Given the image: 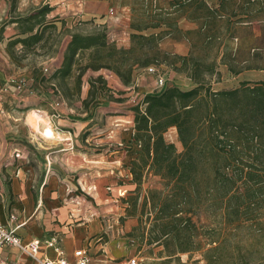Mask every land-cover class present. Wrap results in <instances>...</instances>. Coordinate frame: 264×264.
<instances>
[{
  "label": "rangeland",
  "instance_id": "rangeland-1",
  "mask_svg": "<svg viewBox=\"0 0 264 264\" xmlns=\"http://www.w3.org/2000/svg\"><path fill=\"white\" fill-rule=\"evenodd\" d=\"M117 1L121 3L128 0ZM207 2L214 4L216 0ZM130 4L135 8L133 13L136 17H146L148 13H153L152 9L157 11L155 5L168 7L167 0H130ZM41 5H48V10L54 7L63 8L57 13L48 10L45 12V26L41 28L37 42L30 41L26 45L15 42V39L30 35L24 26H19L15 33L18 36L8 41H5V33L0 30V53L3 54L0 57V86H8L10 83L7 79L11 76L23 78L36 92L33 94L36 96L33 104L43 106L49 100L62 99L63 103L56 107L59 116L78 119L82 123L78 130L80 133H91L101 138H104L103 134L110 133L117 139L108 142L103 139L91 140V146L97 149L96 154H82L74 161L67 162V159L61 157L50 158L51 168L48 167V171L45 167L46 157L39 144L30 140V129L26 123L22 122L18 126L10 123L2 127L4 134L0 145L7 148L0 154L1 188L8 199L10 210H16L18 217L25 221L17 230L22 238L57 233L61 237L62 245L74 238L76 242L73 245L64 244L65 249L70 251L71 246L73 249L79 244L86 245L92 264H111L132 255L139 259V264H264V225L262 229L234 227L218 218L210 219L199 214L192 217L196 227L189 230L193 234L187 244H180L181 239L173 237L171 233H159L161 225L166 222L173 225L175 221H172L163 205L152 207L149 202L144 205L143 200L149 188L162 187V179L144 169L141 186L136 192V184L133 183L129 171L130 160L135 157L138 149L132 140L134 116L131 108L141 102L145 93L155 90L153 77L148 76L145 67L135 66L133 69L132 74L135 75L146 73L149 88L145 92L146 90H140L132 81L126 84L130 89L123 88L117 82L118 76L108 68H87L77 87L74 76L80 67L88 63L87 52H80L75 56L76 61L71 67L70 76L54 75L57 55L59 54L62 61L70 31L86 33L99 26L105 29L107 40L117 47H128L131 42L129 38V44H124V39L115 37V28L123 34L120 25L107 26L105 22L95 21L93 16L79 18L72 24L71 7L76 6L73 0H13V5L11 0H0V7H6V15L3 19L0 18V22L8 23L13 20L26 23L25 18L31 15V21L35 23L41 19L37 15ZM232 8L236 15L243 14V7L237 4L235 7H226L224 11L228 12ZM251 9V14L256 18L251 24L254 36L242 25H234L230 32L221 29L217 47L212 45L195 49L199 57H216L219 73L207 75L214 91L238 87L243 79H264V70H250L238 76L220 70L223 66L220 56L223 53L237 58L258 53L264 58V0H255ZM228 18L232 20L235 16L225 13L219 19L225 21ZM179 24L183 28H189L180 22ZM38 29L40 27L35 25L32 33ZM250 45L259 48L253 51L249 49ZM159 47L176 52L170 36L162 37ZM188 50L189 47L186 53ZM157 65L166 78L165 85L175 84L183 89L194 86L184 72H176L165 63ZM108 71L115 75L110 77ZM89 89L94 98L84 103L82 100L88 97ZM126 92L129 94L121 95ZM82 95L85 97L82 98ZM33 104L27 103V106ZM47 107L50 111V107ZM26 115V121L32 127L31 131L42 137L40 130L48 125L43 117L44 113L30 109ZM51 128L55 135L56 131L60 132L56 127ZM164 137L174 142L177 151L182 149L175 127H169ZM45 141L48 144L55 142L51 139ZM12 146L18 150L9 153ZM108 148L114 152L110 154L105 150ZM68 163L75 164L70 168ZM47 175H52L59 184L56 185L54 180L45 183ZM72 177L75 181L82 182L68 186L67 179L71 180ZM25 192L32 201L26 202ZM29 215L31 217L27 220ZM184 245L186 250H180ZM21 260L22 264H31L27 258ZM210 260L214 261L210 263Z\"/></svg>",
  "mask_w": 264,
  "mask_h": 264
},
{
  "label": "trees",
  "instance_id": "trees-1",
  "mask_svg": "<svg viewBox=\"0 0 264 264\" xmlns=\"http://www.w3.org/2000/svg\"><path fill=\"white\" fill-rule=\"evenodd\" d=\"M254 1L216 0L209 4L207 0H167L168 7L155 5L157 11L152 9L153 13L146 17H136L130 4L129 26L133 32L129 34L128 47L109 42L103 27L96 26L86 33L70 31L61 64L54 72L61 77L70 76L75 56L87 52L88 63L74 76L77 87L87 68H108L126 85L132 81L135 66L157 63L170 65L192 80L194 86L188 89L169 84L147 92L131 108L132 140L138 146L129 168L136 184L134 190L138 192L141 186L144 169L162 179L160 189H148L143 204L165 207L175 222L161 225L159 233H171L181 239L180 244H187L192 237L189 230L196 227L194 215L218 218L234 227L262 229L264 225V79H243L238 87L214 91L207 75L219 73L216 57L208 59L195 53L202 46L217 47L222 28L230 32L234 25H242L254 36ZM235 4L243 7V14L236 15L233 8L224 11ZM47 10L48 5L39 7L37 15L41 19L35 23L31 21L33 16L28 15L25 21L30 35L15 42H37ZM225 13L235 18L222 21L219 18ZM182 19L194 27L183 28L179 24ZM35 25L40 29L32 33ZM165 36L185 40L188 52L162 50L159 42ZM258 48L249 46L253 51ZM220 63L232 76L247 70H264V58L258 53L242 58L223 53ZM93 98L89 89L88 97L82 101L88 103ZM169 127L176 129L180 151L164 137ZM180 250H186V245Z\"/></svg>",
  "mask_w": 264,
  "mask_h": 264
},
{
  "label": "crops",
  "instance_id": "crops-1",
  "mask_svg": "<svg viewBox=\"0 0 264 264\" xmlns=\"http://www.w3.org/2000/svg\"><path fill=\"white\" fill-rule=\"evenodd\" d=\"M73 1L76 6L71 7L72 11L70 13L72 14L71 16L72 24H75L74 20H77L79 18H85L86 16H93V19L95 21L98 20L99 22H102V23L105 22L107 23V26L118 24L120 25V29H121V32H123V34H120L118 31L119 29L115 28V37L119 39H124L123 40L124 44H129V34L130 32L133 31L129 26V20L131 17L130 16L131 15L130 0H128L127 2H121V3H119L117 0H73ZM110 6H113L115 8L116 14H117L116 17H109L108 9ZM60 8H63V7H54L48 11L57 13L60 10ZM5 15H6V7H0V18L3 19ZM48 15L49 13L46 14V16ZM180 23H182L185 27H191L193 25L192 23L187 22L183 19L180 20ZM28 25L29 24L27 22L23 23L21 21L16 22V21L10 20L8 23H6V21H4L3 23L0 22V30L5 33V37H6L5 41H8L18 36V35H15V33L19 30L18 29L19 26L20 27L24 26L23 28L27 29ZM69 26H71V24H69ZM151 31H154V30H151ZM172 40H173L174 45L176 46L175 48L176 52L180 54L186 53L188 49V44L185 40L183 39L181 40L172 39ZM0 57H3L2 53H0ZM60 63H61V57H59V54H58L56 66L53 69L57 68L60 65ZM220 70L228 74V71L225 65L221 66ZM1 71H2V64L0 61V76L2 75ZM248 71L250 70L243 71L240 74L248 72ZM108 72H109L108 74L110 77H113V75H115L111 71H108ZM146 73H138L136 75L133 74L132 76V82H135V85L139 86L140 90H143V91L146 90L145 92H147V88H149V85L147 84V80H146V76H147ZM148 76L152 77V75L149 73H148ZM117 79H118L117 82L119 83V85H121L125 89H130V87L123 84L118 77ZM127 94H129V92L123 93L121 95L124 96ZM84 97L85 95H82V98ZM35 100H36V96L34 95H26V96L18 95L17 93H15L14 87L12 85H8L6 90L0 91V108H1V111H0V140L2 139V136L4 134L1 131V129L6 124L10 125V123H13L14 125L18 126L22 122L26 123L30 129V134H29L30 140L39 144V146L41 147V151L46 157V160H47L45 163L46 170H48V167L51 168L50 158L61 157L63 159H67V162H69V160L74 161L75 159H77L78 156L82 154L89 155V156L93 154L95 155L97 149L91 146V142H90L91 140L103 139L108 142V141H113L117 139L116 137L113 136V134H110V133L103 134L104 138H101V136L94 135L91 133H88V134L80 133L78 130L80 129V126L82 125V123L78 119L74 117H70V116H65V115H63L62 117L51 115L52 113H54V111L57 110L55 109V106L53 104L54 99L49 100V102H47V104L43 106L33 104L34 103L33 101ZM102 100L104 99L102 98ZM27 103H31L33 105L27 106ZM62 103H63V100L59 103V105ZM46 105L50 107V111H48L49 109H47L48 107ZM30 109L31 110L36 109L37 111L39 110L43 112L44 113L43 117H45L46 123H48V125L51 127L58 128L60 132L56 131L57 135H55L54 137H47L44 135H41L42 137H39L36 133H33V131H31L32 127L30 123L26 121L27 120L26 113ZM118 116H121V115H118ZM45 139H51L52 141H55V142H53L52 144H48V141H45ZM6 148L7 147H3L0 145V154L3 151H5ZM17 150H18L17 148L12 146V148L11 147L9 148V151H10L9 153H12L13 151H17ZM105 150H108L110 154L114 152L110 148L105 149ZM68 164L71 166L70 168H73L75 163H68ZM53 180L56 182V185L59 184V182H57L56 179H53L52 175H50L49 177L47 175L45 183L47 181L52 182ZM67 180H68V186H71V184L76 185V182L77 183L82 182V180L75 181L73 177L71 180L70 179H67ZM24 195H25V199L27 203L29 201H32V198L28 197L26 192L24 193ZM10 213H14L16 216L15 220L11 222L12 224L22 223V225L18 227V230H19V228H21V226L24 225L25 221L23 220L22 217H18L19 215H18V212H16V210L14 209L10 210V208L8 207V199L6 195H4L2 192L1 182H0V219L5 222L8 221V216ZM30 217L31 215L27 216V220H29ZM18 234L22 238V235L19 233V231H18ZM43 235L44 234H42V236ZM38 237H41V235ZM31 238L33 237L22 238V240L28 241ZM75 242L76 240L73 238L63 243L62 248H63L65 255L71 256L72 251L76 247L83 245V244H79L78 246H75L73 249L71 246L70 251H67L65 249L64 244L69 245L71 243V245H73V243ZM6 249L7 251L5 250L3 254L7 255L9 258L18 259L21 264H22V260H21L22 258H27L31 262V264H38L33 258H31L30 256L24 253L19 252L18 249H16L15 247H7Z\"/></svg>",
  "mask_w": 264,
  "mask_h": 264
},
{
  "label": "built area",
  "instance_id": "built-area-1",
  "mask_svg": "<svg viewBox=\"0 0 264 264\" xmlns=\"http://www.w3.org/2000/svg\"><path fill=\"white\" fill-rule=\"evenodd\" d=\"M109 17H116V10L113 6L108 9ZM145 70L152 75L154 88L160 89L165 85L166 78L156 64H150L145 67ZM7 82L14 87L15 93L20 96L33 95L36 92L25 79L9 77ZM7 85L0 86V91L6 90ZM62 101L54 100L55 109ZM1 111V108H0ZM51 115L59 116V113L54 111ZM16 216L10 213L8 221L0 219V264H21L18 259L9 258L3 252L7 247H15L19 252L24 253L33 258L38 264H92L91 256L86 245L76 247L71 256L64 254L61 237L57 233H46L41 237H33L28 241H23L18 234V227L22 225L12 224ZM111 264H139V259L135 256H127L121 260Z\"/></svg>",
  "mask_w": 264,
  "mask_h": 264
},
{
  "label": "bare ground",
  "instance_id": "bare-ground-1",
  "mask_svg": "<svg viewBox=\"0 0 264 264\" xmlns=\"http://www.w3.org/2000/svg\"><path fill=\"white\" fill-rule=\"evenodd\" d=\"M40 132L42 135L47 136V137H54L55 136L54 130L49 125L43 126V128L40 130Z\"/></svg>",
  "mask_w": 264,
  "mask_h": 264
}]
</instances>
